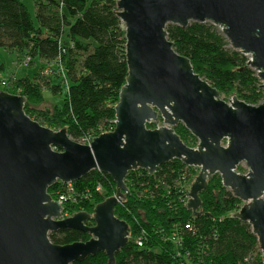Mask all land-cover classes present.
Returning <instances> with one entry per match:
<instances>
[{
    "label": "water",
    "instance_id": "95a60500",
    "mask_svg": "<svg viewBox=\"0 0 264 264\" xmlns=\"http://www.w3.org/2000/svg\"><path fill=\"white\" fill-rule=\"evenodd\" d=\"M116 15L125 32L128 76L113 131L78 143L66 129L54 131L32 119L26 97L0 90V264H74L99 253L115 264L130 241L128 223L115 215L129 194L127 176L139 170L154 175L174 160L199 169L187 209L200 215V195L219 175L243 203L232 217L251 225L264 256V102L251 105L237 95L224 100L167 33L168 25H215L232 49L249 57L264 89V0H118ZM179 124L198 140L196 147L177 134ZM93 171L112 178L116 195L93 214L62 219L65 208L50 188ZM64 230L91 238L54 244L50 234Z\"/></svg>",
    "mask_w": 264,
    "mask_h": 264
},
{
    "label": "trees",
    "instance_id": "16d2710c",
    "mask_svg": "<svg viewBox=\"0 0 264 264\" xmlns=\"http://www.w3.org/2000/svg\"><path fill=\"white\" fill-rule=\"evenodd\" d=\"M117 1L33 0L32 14L24 0H0V49L40 62L32 78L11 76L17 92L1 89L26 97L25 111L32 119L49 128L66 129L81 144L115 128V106L128 76ZM167 33L176 51L191 60L195 72L218 89L223 99L234 94L251 105L264 102L263 83L248 66L249 57L232 49L218 27L193 22L187 28L168 25ZM53 63L59 64L50 68L53 73L46 71ZM5 70L0 61V74ZM44 89L53 95L65 90L63 105L53 114L35 109L45 101ZM175 131L189 147L198 145L184 125ZM190 170L194 168L174 160L154 175L144 170L129 173V194L116 206L115 215L128 223L130 241L116 254L115 264H264L251 225L232 217L243 203L223 187L219 175L209 180L200 195V215L187 209L190 186L197 176V170L194 174ZM239 171L246 169L240 166ZM136 192L143 202L134 201ZM116 193L112 178L99 171L71 185L58 182L49 190L53 199L61 194L73 199L75 207L66 204V212L89 214ZM90 238L76 230L50 234L51 241L60 246ZM74 264H109V260L99 253Z\"/></svg>",
    "mask_w": 264,
    "mask_h": 264
},
{
    "label": "rangeland",
    "instance_id": "374dc122",
    "mask_svg": "<svg viewBox=\"0 0 264 264\" xmlns=\"http://www.w3.org/2000/svg\"><path fill=\"white\" fill-rule=\"evenodd\" d=\"M24 1L27 3L28 7L31 9L32 14H33L34 13L32 10L33 0H24ZM91 43H94V42L91 41ZM0 61L2 63H4L5 67H6L5 72L0 76V90H2V91H3V89L10 87L11 91L17 92V89H18L17 84H16L17 82H14L15 80L11 76H15V74H18L20 76H27V77L30 76L32 78L40 66L39 65L40 62L38 60L34 61L36 63H33V62H31V59L28 56H26V57L23 56V57L19 58L16 53L9 52V51L4 50V49H0ZM41 63L46 64V62H41ZM54 65H59V64H55V63L48 64L47 68L45 67L46 71H48V72L50 71L51 73H53V71H51L50 68ZM48 72H46V73H48ZM54 74H55V76H57L56 72H54ZM48 80L52 84L53 81L51 79H48ZM3 82H5L6 85ZM8 84H11V86H9ZM1 88H3V89H1ZM64 93H65V90H63V92L60 94L53 95L50 90L44 89L45 101L40 106L39 105L35 106V109L37 111L47 109L51 114H53L55 111H57L58 107H61L63 105ZM233 95L234 94H229L228 96H225L224 99L226 101H228L229 99H231L233 97ZM51 129H53L54 131H59L58 129H55V128H51ZM96 137H98V136H96ZM83 144H89V143H83ZM196 170H197V172L199 171V169L194 168V170H190V172L194 174L196 172ZM138 195L139 194H137V192H136V196H135V198H133L134 201L138 200L139 201L138 203L143 202V200H140ZM142 199H144V198H142ZM54 200L58 201L59 198L54 199ZM68 200L69 201H67V203H66L67 206L69 208L72 207V209H73V207H75L72 204L73 199L68 198ZM75 212L76 211L72 212V210H69L68 212L64 211L62 213V219L67 218L69 215H71L72 213H75ZM139 212L142 213L143 210H139ZM135 239H137V238H135Z\"/></svg>",
    "mask_w": 264,
    "mask_h": 264
},
{
    "label": "built area",
    "instance_id": "2783aa9c",
    "mask_svg": "<svg viewBox=\"0 0 264 264\" xmlns=\"http://www.w3.org/2000/svg\"><path fill=\"white\" fill-rule=\"evenodd\" d=\"M0 76H1V74H0ZM3 83L6 85L5 82H3ZM91 139H92V138H91ZM89 142H90V139H89L88 143H89ZM71 184H72V183H71ZM71 184H68V185H71ZM58 198H59L58 202H60L61 205L64 206V208H65V205H66L67 201H69V200H68L69 195H67V194H61ZM65 212H66V210H65Z\"/></svg>",
    "mask_w": 264,
    "mask_h": 264
},
{
    "label": "crops",
    "instance_id": "0c3cea01",
    "mask_svg": "<svg viewBox=\"0 0 264 264\" xmlns=\"http://www.w3.org/2000/svg\"><path fill=\"white\" fill-rule=\"evenodd\" d=\"M15 75H17V74H15Z\"/></svg>",
    "mask_w": 264,
    "mask_h": 264
}]
</instances>
